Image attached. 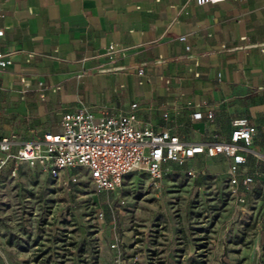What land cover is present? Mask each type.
Segmentation results:
<instances>
[{
	"label": "crops",
	"instance_id": "crops-1",
	"mask_svg": "<svg viewBox=\"0 0 264 264\" xmlns=\"http://www.w3.org/2000/svg\"><path fill=\"white\" fill-rule=\"evenodd\" d=\"M0 28L12 59L0 68L1 134L33 140L61 132L69 111L136 102L140 125L191 142L227 138L246 117L257 127L251 150L264 152V0H0ZM198 109L214 120H195ZM248 159L254 192L238 205L251 207L264 200V163Z\"/></svg>",
	"mask_w": 264,
	"mask_h": 264
},
{
	"label": "rangeland",
	"instance_id": "rangeland-1",
	"mask_svg": "<svg viewBox=\"0 0 264 264\" xmlns=\"http://www.w3.org/2000/svg\"><path fill=\"white\" fill-rule=\"evenodd\" d=\"M192 165L169 164L158 187L133 171L115 192L83 169L63 173L70 189L36 166L0 169V264H178L205 241L208 264H264V200L239 206L220 156Z\"/></svg>",
	"mask_w": 264,
	"mask_h": 264
},
{
	"label": "built area",
	"instance_id": "built-area-1",
	"mask_svg": "<svg viewBox=\"0 0 264 264\" xmlns=\"http://www.w3.org/2000/svg\"><path fill=\"white\" fill-rule=\"evenodd\" d=\"M222 1L195 0L198 5ZM3 35L4 29L0 28V36ZM180 40L186 41L187 36H181ZM186 48L190 50V45ZM260 48L264 52V43ZM11 63L10 55L0 50V68ZM139 73L142 74L143 69ZM138 110L139 104L134 102L119 113L96 115L88 108L69 111L62 117L61 132L48 131L33 140H26L18 133H0V169L9 168L16 177L19 166H36L69 189L77 176H66L63 180V173L83 169L98 191L115 192L133 171L145 172L151 185L158 187L169 164L184 166L187 174L195 176L198 170L190 163L191 159L222 156L226 166L224 180L232 198L237 204L247 202L248 195L254 192L257 175L248 168V156L251 154L264 163V152L249 148L257 127L248 118H233L227 138L214 133L205 141L191 142L183 140L170 128L140 125ZM168 116L164 113V118ZM192 116L195 120L206 117L213 121L215 113L198 109Z\"/></svg>",
	"mask_w": 264,
	"mask_h": 264
},
{
	"label": "trees",
	"instance_id": "trees-1",
	"mask_svg": "<svg viewBox=\"0 0 264 264\" xmlns=\"http://www.w3.org/2000/svg\"><path fill=\"white\" fill-rule=\"evenodd\" d=\"M205 240V239H204ZM207 241L204 243L197 242L196 246L201 251L197 252L196 255L190 257L186 262H184L182 259L179 260L178 264H208V255L205 251H202V249L206 248Z\"/></svg>",
	"mask_w": 264,
	"mask_h": 264
}]
</instances>
